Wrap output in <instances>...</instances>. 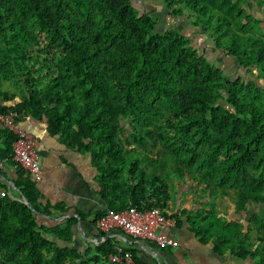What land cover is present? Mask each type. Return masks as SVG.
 Returning a JSON list of instances; mask_svg holds the SVG:
<instances>
[{"label": "trees", "instance_id": "trees-1", "mask_svg": "<svg viewBox=\"0 0 264 264\" xmlns=\"http://www.w3.org/2000/svg\"><path fill=\"white\" fill-rule=\"evenodd\" d=\"M160 1L254 76L226 74L183 32L158 31L156 17L131 0H0V112L43 120L63 145L89 156L105 203L91 212L93 221L127 206L159 207L176 225L186 216L215 252L243 256L226 235L238 227L216 217L214 201L228 198L238 212L264 204L263 18L248 10L250 0ZM16 138L0 128V161L16 167L15 187L30 207L0 197V264L109 261L118 243L103 232L83 253L57 243L71 241L77 219L42 222L67 208L40 201L35 181L12 159ZM175 181L211 201L194 216L186 208L168 213Z\"/></svg>", "mask_w": 264, "mask_h": 264}, {"label": "crops", "instance_id": "crops-1", "mask_svg": "<svg viewBox=\"0 0 264 264\" xmlns=\"http://www.w3.org/2000/svg\"><path fill=\"white\" fill-rule=\"evenodd\" d=\"M13 103L6 102L7 105ZM17 122L38 139L37 150L42 178L35 183L40 192V201L52 205L61 203L67 208L66 215L55 218L43 215L42 222L51 227L61 223L65 218H76L77 221L72 227L71 241H57V243L70 246L82 253L87 248L94 249L101 242L99 240L101 232L97 229L96 220L93 221L91 212L101 210L105 207V203L96 193L95 170L89 156L63 145L59 135L48 132L43 120L27 116ZM1 127L3 126L0 124ZM15 179L16 167L2 163L0 197L6 194L19 201L24 197L15 187ZM207 201L211 200L208 197L201 199L199 194L192 195L185 205L188 209L187 214L196 215L202 209L201 203ZM173 205L169 201L165 208L170 214H180V210L184 209V203ZM203 208L207 209V207ZM214 208L217 218L238 227L239 230L236 229L235 232L226 228V235L234 237L229 245L239 249L241 251L239 254L243 256L233 252L231 248L223 253L215 252L213 240L200 241L191 230L186 216L180 224L160 229L162 233L178 240L175 248L160 249L155 243L144 240L123 241L121 235L116 232L111 236L118 244L134 249L137 258L147 264H264V204L250 203L245 211L238 212L228 198L217 197ZM78 212L88 215L87 218L81 220ZM254 217L257 220L253 221ZM99 264L113 263L104 260Z\"/></svg>", "mask_w": 264, "mask_h": 264}, {"label": "built area", "instance_id": "built-area-1", "mask_svg": "<svg viewBox=\"0 0 264 264\" xmlns=\"http://www.w3.org/2000/svg\"><path fill=\"white\" fill-rule=\"evenodd\" d=\"M0 124L17 136L12 143L13 161L26 170L34 181L41 180L37 137L17 122L16 114L11 110L0 112ZM1 166L2 161H0V168ZM95 223L97 229L109 238H112V233L116 232L121 235L123 241H150L160 249L175 248L178 245L177 239L160 231V229L174 226L176 220L171 215H165L159 207L139 210L132 205L117 211L109 210L100 215ZM105 238L102 237L100 241ZM108 258L113 264H137L132 253L121 244L109 253Z\"/></svg>", "mask_w": 264, "mask_h": 264}, {"label": "rangeland", "instance_id": "rangeland-1", "mask_svg": "<svg viewBox=\"0 0 264 264\" xmlns=\"http://www.w3.org/2000/svg\"><path fill=\"white\" fill-rule=\"evenodd\" d=\"M131 2L140 13H150L156 17L158 31L178 29L186 34L200 54L212 63L221 66L226 74L233 75L234 78L236 76L242 77L245 81L254 76L252 73L240 69L233 59L215 49L211 39L200 32V27L194 26L186 14L182 16L174 15L160 0H131ZM250 3L252 5L248 7V10L258 18H263L262 26L264 27V7L259 8L254 0H250ZM259 82L264 85L263 79ZM168 191L170 193L169 201L174 205L184 203V208L192 195L199 194L189 184L183 183L180 185L176 181L168 186Z\"/></svg>", "mask_w": 264, "mask_h": 264}, {"label": "water", "instance_id": "water-1", "mask_svg": "<svg viewBox=\"0 0 264 264\" xmlns=\"http://www.w3.org/2000/svg\"><path fill=\"white\" fill-rule=\"evenodd\" d=\"M20 201L30 207V203L24 197Z\"/></svg>", "mask_w": 264, "mask_h": 264}]
</instances>
